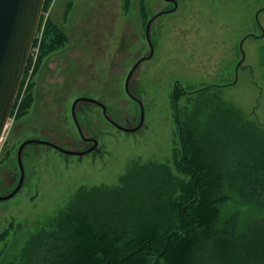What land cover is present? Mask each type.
<instances>
[{
    "label": "rangeland",
    "instance_id": "rangeland-1",
    "mask_svg": "<svg viewBox=\"0 0 264 264\" xmlns=\"http://www.w3.org/2000/svg\"><path fill=\"white\" fill-rule=\"evenodd\" d=\"M175 1L174 11L152 21L153 54L130 78V91L144 111L139 131L123 132L106 120L99 106L80 102L77 120L86 138L97 139L99 152L77 156L45 144L24 147L22 186L11 198L0 200V264L17 258L28 237L77 188L115 184L135 160L168 161L175 171L176 111L197 105L196 90L210 86L205 96L218 93L246 120L264 129V10L259 12L264 0ZM167 6L171 4L165 0L49 1L21 81L19 103L14 102L0 140V195L19 180L17 150L22 142L35 139L74 151L90 145L80 137L71 115L76 98L97 100L117 123L136 126L139 104L127 95L125 80L135 63L150 53L147 21ZM48 19L67 40L60 49L39 57ZM248 33L254 36L246 37ZM27 91L30 105L17 117ZM223 209L227 215L237 214L241 223L255 214L235 202Z\"/></svg>",
    "mask_w": 264,
    "mask_h": 264
},
{
    "label": "trees",
    "instance_id": "trees-1",
    "mask_svg": "<svg viewBox=\"0 0 264 264\" xmlns=\"http://www.w3.org/2000/svg\"><path fill=\"white\" fill-rule=\"evenodd\" d=\"M66 40L48 19L38 56ZM210 89L176 111L175 171L168 161L135 160L115 184L77 188L5 264H264V129L218 93L205 96ZM30 102L27 91L17 117ZM229 202L255 214L241 223L225 213Z\"/></svg>",
    "mask_w": 264,
    "mask_h": 264
},
{
    "label": "water",
    "instance_id": "water-1",
    "mask_svg": "<svg viewBox=\"0 0 264 264\" xmlns=\"http://www.w3.org/2000/svg\"><path fill=\"white\" fill-rule=\"evenodd\" d=\"M176 4L177 3L174 0L173 9L176 8ZM43 5L44 0H0V140L4 134L7 122L10 118V114L26 69V65L33 47V42L37 34V28L39 25L41 14L43 12ZM169 11L171 10H168L167 12ZM164 13L166 12H158L147 21L145 26V37L150 46V53L147 56L140 58L135 63V65L129 71L125 80V91L127 95L139 104L140 116L138 123L134 127L123 126L107 115L106 107L101 102L84 97L76 98L71 106V115L76 124L78 133L83 140L88 139L83 134L82 128L77 120L75 112L76 105L80 102H88L99 106L106 120L117 129L133 133L135 131H138L142 127L144 117L143 106L141 102L131 93L129 82L133 72L140 64V62L149 59L152 56L153 45L150 39V25L156 17ZM241 62L242 59L237 62L235 72H237ZM178 138L180 141V137ZM92 141L93 145L90 148L80 151L67 150L54 143L35 139H30L22 142L17 150V161L20 171L19 180L10 192L5 195H0V200L11 198L18 192V190L22 186L24 179V169L21 161V155L26 145L33 143L45 144L53 147L54 149L65 155L83 156L93 151L94 149H97L95 151H99V149L96 148L98 145L97 139L93 138ZM182 155L183 151L181 154V158Z\"/></svg>",
    "mask_w": 264,
    "mask_h": 264
},
{
    "label": "flooded vegetation",
    "instance_id": "flooded-vegetation-1",
    "mask_svg": "<svg viewBox=\"0 0 264 264\" xmlns=\"http://www.w3.org/2000/svg\"><path fill=\"white\" fill-rule=\"evenodd\" d=\"M168 4H171V6H167L164 10H162V11H164V12H166L167 13V11L168 10H171V11H174V9H173V7H174V0H165ZM262 10H264V7L261 9V10H259V12L260 11H262ZM161 12V11H160ZM261 29V28H260ZM261 31H262V29H261ZM263 32V31H262ZM253 37L254 36V34H252V33H248L247 34V36L246 37ZM134 100V99H133ZM140 109V108H139ZM139 116H140V113H139ZM141 129V128H140ZM139 129V130H140ZM120 130V129H119ZM138 130V131H139ZM122 131V130H121ZM123 132H125V131H123ZM135 132H137V131H135ZM87 139L88 140H84L85 142H87L88 144H90L87 148H90L92 145H93V141H92V139H93V137H87ZM86 148V149H87ZM96 148H98V146L96 147ZM99 149V148H98ZM84 150V149H83ZM95 150H97V149H94L93 151H95ZM93 151H91V152H93ZM99 151H100V149H99ZM99 151H95V152H99ZM90 153V152H89Z\"/></svg>",
    "mask_w": 264,
    "mask_h": 264
},
{
    "label": "built area",
    "instance_id": "built-area-1",
    "mask_svg": "<svg viewBox=\"0 0 264 264\" xmlns=\"http://www.w3.org/2000/svg\"><path fill=\"white\" fill-rule=\"evenodd\" d=\"M37 35V34H36ZM31 54V53H30Z\"/></svg>",
    "mask_w": 264,
    "mask_h": 264
}]
</instances>
